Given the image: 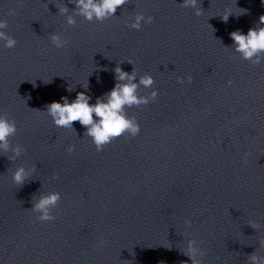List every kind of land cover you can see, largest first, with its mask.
Here are the masks:
<instances>
[{"label":"clouds","instance_id":"1","mask_svg":"<svg viewBox=\"0 0 264 264\" xmlns=\"http://www.w3.org/2000/svg\"><path fill=\"white\" fill-rule=\"evenodd\" d=\"M70 3H75V10L79 15H83L86 20L91 22L93 19L103 23L106 19L114 16L118 8L129 3V0H69ZM264 2V0H262ZM184 8H195L196 16L202 15V8L198 7V0H183L181 4ZM243 10V9H242ZM61 14H66L68 8L61 6L59 8ZM246 10H243V14ZM9 15H15V9H9ZM230 12L224 14L222 19L227 22ZM142 22L151 24L153 17H145L137 15L135 22L130 25L131 29L140 30ZM69 25H75L76 21L73 17H67ZM257 25H264V15L259 17ZM8 27L7 20H0V40L5 42V47L8 49L14 48L17 40L7 34L4 29ZM231 39L235 45V50L241 54L245 60L252 61L253 64L260 63V54H264V27L255 26L249 28L247 33L236 30L230 33ZM51 44L57 48L65 47L69 41L62 39L58 34H50ZM256 57V59H253ZM130 62V61H129ZM116 83L114 87L105 94L106 99L97 97L95 103H89L92 99L91 96L86 94V91H81L76 94V97L71 102L68 97H62L61 102H52L46 106L47 115L52 117L55 126L64 129H73V123L79 122L86 128L85 135L91 138L92 144L95 146L97 152L103 151L104 148L112 143L115 139L130 134L135 137L140 133V125L133 117L129 118L127 113L124 112L125 106H139L141 104L147 105L150 101L155 100L158 95L156 90H153L150 97H141L136 94V90L140 85L144 87H151L154 80L151 75H145L140 78L139 84L134 83L136 80L135 71L132 73L125 72L119 65L114 68ZM188 82H192V77H187ZM99 82V77H97ZM178 82L182 83L183 80L178 78ZM231 80L228 81L230 86ZM88 84L84 86L87 90ZM69 92L72 89H68ZM17 131L15 120H9L7 113L0 114V151L7 153L9 151L8 137L14 136ZM21 146H17L14 150V156L18 157L21 153ZM69 153L75 151V146H69L67 149ZM246 155V154H245ZM34 170V168H33ZM28 173L23 167H19L13 173V182L16 185H23L27 179ZM60 199L59 193H50L41 198L33 204V211L41 213L39 220L42 222H50L55 220V216L49 212L50 207H54ZM255 227V225H253ZM105 241L101 240L100 245ZM194 251V249L192 250ZM192 264H198L193 259L192 255H188ZM253 264H257V257L253 253L250 256Z\"/></svg>","mask_w":264,"mask_h":264}]
</instances>
